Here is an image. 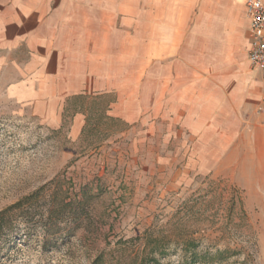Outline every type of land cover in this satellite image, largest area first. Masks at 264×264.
Masks as SVG:
<instances>
[{
  "label": "rangeland",
  "instance_id": "1",
  "mask_svg": "<svg viewBox=\"0 0 264 264\" xmlns=\"http://www.w3.org/2000/svg\"><path fill=\"white\" fill-rule=\"evenodd\" d=\"M230 2L51 0L87 84L45 121L8 98L15 76L0 72V264H264V82ZM241 65L247 98L213 106L207 94Z\"/></svg>",
  "mask_w": 264,
  "mask_h": 264
},
{
  "label": "crops",
  "instance_id": "2",
  "mask_svg": "<svg viewBox=\"0 0 264 264\" xmlns=\"http://www.w3.org/2000/svg\"><path fill=\"white\" fill-rule=\"evenodd\" d=\"M261 1L264 2V0ZM245 3L246 0H233L229 4V9L231 11L243 6V16L248 30L249 22ZM51 6V0H12L9 11L5 14L0 13V49L4 50L0 57L3 58L4 53L9 55L19 46L27 51L26 60L19 66L13 67L8 62L7 65H3L4 62L0 61V72L4 66L6 69L11 67L12 74L15 76L7 78L4 82L3 89L8 98L32 105L36 113L44 117L45 121L57 122V108L60 100L70 94L81 92L87 83L86 71L84 67H81L82 64H78V68L73 69L74 65L66 57L71 50L77 48L71 45L70 38L63 34L62 28L56 25L61 19L58 12L61 9L52 10ZM217 18L215 12H211L208 17V27L211 30L209 35H213L216 30L215 37H219L220 40L218 54L223 56L224 53L226 55L231 41L226 30L219 29ZM78 50L80 51L81 48ZM248 51L249 40L247 39V62ZM249 68L262 78L261 73L250 65ZM251 79V75L246 73L242 65L239 69L231 70L224 79L222 78L224 83L222 88L213 89L211 95L207 94L208 101L212 102L213 106L220 105L224 111L232 109L230 104L232 98L237 97L243 100L247 98V88ZM110 88L102 84L100 89L93 88V90L105 91ZM186 95L182 90L178 94L175 92L173 97H169L167 103L170 104L174 100L177 102L175 106H179L186 100ZM192 98L193 95L190 96V99ZM196 98L199 99V95H195ZM263 99L264 96L261 101ZM114 102L112 101L111 104ZM110 112L116 115L118 110ZM127 119L125 118V121H128ZM188 121L189 119L185 122L188 123ZM228 127L229 125L222 129L223 134L228 132ZM73 128L74 133L77 134L81 128V119H75Z\"/></svg>",
  "mask_w": 264,
  "mask_h": 264
},
{
  "label": "built area",
  "instance_id": "3",
  "mask_svg": "<svg viewBox=\"0 0 264 264\" xmlns=\"http://www.w3.org/2000/svg\"><path fill=\"white\" fill-rule=\"evenodd\" d=\"M245 9L249 22L248 63L251 68L261 73L264 81V2L246 0Z\"/></svg>",
  "mask_w": 264,
  "mask_h": 264
}]
</instances>
